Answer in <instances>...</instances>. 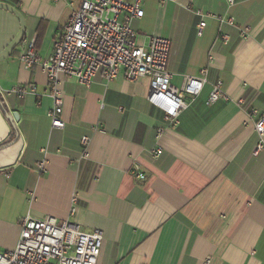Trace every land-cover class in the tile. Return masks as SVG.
<instances>
[{
  "label": "crops",
  "instance_id": "crops-1",
  "mask_svg": "<svg viewBox=\"0 0 264 264\" xmlns=\"http://www.w3.org/2000/svg\"><path fill=\"white\" fill-rule=\"evenodd\" d=\"M233 1L142 0L144 15L132 22L141 43L171 41L174 88L209 68L177 125L149 103V77L130 82L122 72L108 83L97 74L89 87L62 77L58 129L46 74L20 57L30 42L50 56L82 0H0V143L11 141L0 149V249L16 248L23 216H54L104 232L98 264H264V149L255 152L254 130L264 115V0ZM198 11L216 16L205 17L202 35ZM217 79L228 97L207 106ZM29 83L37 94L2 90Z\"/></svg>",
  "mask_w": 264,
  "mask_h": 264
},
{
  "label": "built area",
  "instance_id": "built-area-1",
  "mask_svg": "<svg viewBox=\"0 0 264 264\" xmlns=\"http://www.w3.org/2000/svg\"><path fill=\"white\" fill-rule=\"evenodd\" d=\"M167 1L174 0H162ZM229 2L232 4L234 1ZM142 5V0L133 3L127 0H82L79 8L72 12L64 31L55 40L54 51L50 56L42 58L35 43L28 44L20 59L30 68L40 65L46 74L48 93L54 101L48 116L54 128L64 129L66 125L62 117V77L75 78L87 87L97 74H101L107 83L122 72L130 82L149 77L150 91L147 99L155 109L163 113L166 125L173 126L178 124L180 114L188 106L185 97L189 96L194 101L201 94L208 81V67L201 69L198 76H184L182 86L174 88L173 74L168 70L171 41L161 36H150L146 42L138 43V34L132 22L143 17ZM197 13L201 17L196 27L197 34L202 35L207 25L205 17L216 16L201 11ZM217 18L222 23L235 25L234 17ZM248 32V28L243 29L241 37L246 38ZM220 39L227 43L229 36L221 33ZM2 90L7 95L19 98L37 94L34 83ZM227 97L222 79H217L212 83L205 104L211 106ZM253 115H257V112L253 111ZM165 127H158V139L163 135ZM254 130L259 135L255 151L258 153L264 149V115L255 121ZM90 142V136L81 138V144L85 147L83 160L89 157ZM152 152L157 158L163 151L158 147ZM45 164L46 160L39 163L41 172L45 170ZM133 173L141 180L146 178L138 170ZM20 225L21 234L16 248L0 249V264H98L104 241L101 229L86 232L76 222L60 221L54 216L35 218L25 215L20 219Z\"/></svg>",
  "mask_w": 264,
  "mask_h": 264
},
{
  "label": "trees",
  "instance_id": "trees-1",
  "mask_svg": "<svg viewBox=\"0 0 264 264\" xmlns=\"http://www.w3.org/2000/svg\"><path fill=\"white\" fill-rule=\"evenodd\" d=\"M11 141H6V142H2L0 143V149L4 148L5 146H7L8 144H10Z\"/></svg>",
  "mask_w": 264,
  "mask_h": 264
},
{
  "label": "rangeland",
  "instance_id": "rangeland-1",
  "mask_svg": "<svg viewBox=\"0 0 264 264\" xmlns=\"http://www.w3.org/2000/svg\"><path fill=\"white\" fill-rule=\"evenodd\" d=\"M137 41L139 44H141V38L140 37L137 38Z\"/></svg>",
  "mask_w": 264,
  "mask_h": 264
}]
</instances>
